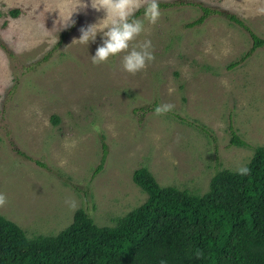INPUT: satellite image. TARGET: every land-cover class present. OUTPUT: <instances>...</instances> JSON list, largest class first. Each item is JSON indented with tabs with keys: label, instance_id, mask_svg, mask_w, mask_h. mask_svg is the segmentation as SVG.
<instances>
[{
	"label": "rangeland",
	"instance_id": "obj_1",
	"mask_svg": "<svg viewBox=\"0 0 264 264\" xmlns=\"http://www.w3.org/2000/svg\"><path fill=\"white\" fill-rule=\"evenodd\" d=\"M77 2L0 0V214L30 237L56 235L78 209L115 225L147 199L137 168L202 194L264 145V46L244 59L250 33L221 14L264 38V0H158L160 16L130 43L151 42L136 73L123 70L124 52L91 62L100 34L75 38L103 11L85 0L62 26ZM202 7L214 11L194 23ZM165 103L173 108L156 114ZM231 130L250 146L232 145Z\"/></svg>",
	"mask_w": 264,
	"mask_h": 264
},
{
	"label": "trees",
	"instance_id": "obj_2",
	"mask_svg": "<svg viewBox=\"0 0 264 264\" xmlns=\"http://www.w3.org/2000/svg\"><path fill=\"white\" fill-rule=\"evenodd\" d=\"M202 9L194 23L214 11ZM19 13L12 10L14 16ZM221 14L250 33L252 46L244 59L264 46V38L236 15ZM231 133L232 145L250 146L235 130ZM246 166L245 175L218 171L202 194L161 186L146 167L137 168L133 181L147 199L113 226H99L78 209L56 235L30 237L0 214V264H264V145L254 148Z\"/></svg>",
	"mask_w": 264,
	"mask_h": 264
},
{
	"label": "clouds",
	"instance_id": "obj_3",
	"mask_svg": "<svg viewBox=\"0 0 264 264\" xmlns=\"http://www.w3.org/2000/svg\"><path fill=\"white\" fill-rule=\"evenodd\" d=\"M77 5L85 7V0H78L68 16L60 18V24L67 26L73 21L69 18L76 10ZM87 5L96 11H103V16L98 22L81 28L80 35L75 38L83 44L95 41L100 34L101 43L90 55L93 64L107 62L110 57L124 52L122 68L128 73H136L146 67L153 59L151 42L147 39L137 45L130 43L145 30V21L149 24L156 22L160 16L158 0H87ZM142 9V15L136 16V12ZM173 108L172 104L165 103L154 108L156 114L168 112ZM236 171L245 175L249 169L246 165L239 166ZM4 203V196L0 194V204Z\"/></svg>",
	"mask_w": 264,
	"mask_h": 264
}]
</instances>
